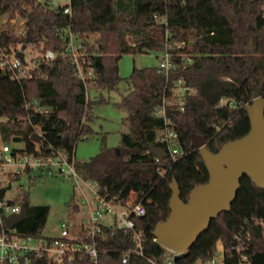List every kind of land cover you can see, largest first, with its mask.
Returning <instances> with one entry per match:
<instances>
[{
  "label": "trees",
  "instance_id": "trees-1",
  "mask_svg": "<svg viewBox=\"0 0 264 264\" xmlns=\"http://www.w3.org/2000/svg\"><path fill=\"white\" fill-rule=\"evenodd\" d=\"M67 7L72 14L65 13ZM4 15L12 19L19 15L24 27L22 35L14 29L2 31L1 51L11 54L25 45L60 54L66 32H72L85 47L95 75L91 84L97 90L118 89L123 81L119 63L125 55L161 53L174 46L170 52L175 68L168 76L158 67L134 68L126 80L128 90L119 105L129 113L125 120L129 130L122 134L118 151L103 147L90 161L77 163L82 177L92 181L100 195L123 204L134 198L144 205L146 214L133 218L137 231L145 235L143 256L135 252L130 233L105 226L96 239L97 262L81 253L63 263L165 264L168 250L153 231L171 213V184L178 183L187 202L196 186L209 181L204 160L192 146V135L205 137L209 150L218 153L251 130L247 106L264 80V0H70L58 7L34 0H0V17ZM155 15H166L168 25L156 23ZM251 38L254 50L249 51ZM39 72L31 80L14 81L0 69L1 142L24 144V150L13 149L15 155L63 153L76 159L78 142L95 134L89 124L93 102L88 89L69 59L43 63ZM179 81L185 88L181 110L174 99ZM165 100L173 103L166 106L169 123L156 114ZM168 128L178 135L180 154L159 159L151 150L165 148L158 137ZM35 134L40 135L39 142L33 140ZM9 204L26 207L24 220L14 227L18 235L55 240L46 232L48 205H32L23 191ZM72 205L74 213L79 212L77 202ZM260 222L264 223V189L244 176L231 211L212 220L190 253L174 264L213 261L219 241L224 244L225 264H237L238 256L229 250L239 235L250 238L251 264H264ZM79 242L91 240L83 235ZM30 259L32 264H57L47 254H32Z\"/></svg>",
  "mask_w": 264,
  "mask_h": 264
},
{
  "label": "built area",
  "instance_id": "built-area-1",
  "mask_svg": "<svg viewBox=\"0 0 264 264\" xmlns=\"http://www.w3.org/2000/svg\"><path fill=\"white\" fill-rule=\"evenodd\" d=\"M36 3L49 4L55 6L53 0H34ZM66 14H72L71 8L65 9ZM156 23L167 26L168 18L166 15H155ZM24 24V23H23ZM22 24V25H23ZM5 29L0 28V35ZM19 35L23 34L22 29L18 32ZM66 42L64 49L60 54L48 49L40 52L39 56L34 59V65L30 67L27 63L24 64L18 57L17 52L11 54L0 50V69L6 71L14 81L31 80L34 78L35 73H39L40 67L43 63H48L55 60L57 57L69 59L73 64L77 73V78L81 80L89 89L92 80L94 79V71L88 62L85 47L72 32H66ZM128 40V38H127ZM129 42V41H128ZM26 60V58H25ZM175 68L173 55L167 46V52L161 59L158 67L159 73L169 75ZM182 81L178 82V87H182ZM185 91V88H182ZM177 95V94H176ZM32 104L37 105L38 102L34 101ZM173 104L170 100H165L161 108L156 111L158 116H163L166 123L170 120L166 116V106ZM184 99L180 97L177 102L179 110L183 109ZM46 110L40 109L39 112ZM158 142L165 146V149L172 156L180 154V147L178 144V135L172 129L163 130L158 137ZM0 167L3 168L2 173L7 178L16 177L21 175L27 169L40 168L42 171L47 172L52 176H66L75 180L76 185L82 190V186H86L93 194V199L86 197L77 201V205L81 208L85 207L88 211L81 221V229L77 238L71 236V226L69 220L62 221L60 232L61 238L49 241L46 238H37L32 236L22 237L18 235L15 228L8 229L4 223V217L21 212V204H7L0 200V264H32L30 255L37 254L39 257H48L57 264H63L66 261H71L76 254L86 253L91 257V260L97 262L99 250L97 246V238L102 235L105 226H114L122 229L132 235V239L136 246L138 254L143 256L144 239L145 235L137 231L136 223L133 218H139L146 214V209L142 203H135L134 198L127 203H116L105 196L98 193L96 185L90 184L89 180H85L78 167V161L75 157L63 153H57L49 157L36 156L34 154H17L15 155L12 147L9 144H4L0 148ZM5 167H15V170L7 171ZM93 183V182H92ZM83 191V190H82ZM105 218H110L113 222L109 225L104 223ZM264 227V223L260 222ZM51 235L50 233H48ZM83 235L91 240V243H80ZM248 241L250 238L245 239L243 236H237L236 240L232 243L229 252L238 256L237 264H251L250 255L247 254L249 249ZM164 246V245H163ZM168 256L166 257L165 264H174V257L179 253L169 249ZM53 254H57L53 258ZM125 258L123 263H127ZM214 262V260L212 261Z\"/></svg>",
  "mask_w": 264,
  "mask_h": 264
},
{
  "label": "water",
  "instance_id": "water-1",
  "mask_svg": "<svg viewBox=\"0 0 264 264\" xmlns=\"http://www.w3.org/2000/svg\"><path fill=\"white\" fill-rule=\"evenodd\" d=\"M254 48V40L250 39L248 50ZM22 46L17 57L26 64L25 51ZM264 80L256 91L255 100L247 106L251 120V130L243 138L226 143L218 153H213L207 146V140L201 135H192V146L199 150L209 172V181L196 186L184 202L178 183L171 184L173 192L168 219L159 223L153 231V236L162 245L179 253L175 260L186 257L190 249L197 243L211 225L223 212H230L240 189L241 180L248 176L260 189H264ZM1 123V121H0ZM40 135L35 134L33 140L39 142ZM159 159L166 158L169 153L162 147L151 150ZM119 153V152H118ZM4 190L0 189V200ZM26 214L22 206L19 214L4 217L5 226L14 228L21 223ZM55 239H60L59 231L50 233Z\"/></svg>",
  "mask_w": 264,
  "mask_h": 264
},
{
  "label": "rangeland",
  "instance_id": "rangeland-1",
  "mask_svg": "<svg viewBox=\"0 0 264 264\" xmlns=\"http://www.w3.org/2000/svg\"><path fill=\"white\" fill-rule=\"evenodd\" d=\"M55 6H61L70 3V0H53ZM24 19L18 16L11 18L9 15L0 17L1 29H14L17 33L24 27ZM23 24V25H22ZM131 44L133 41L128 37ZM174 46L172 44L169 50ZM21 49V48H20ZM254 50V48H253ZM167 49L161 53H136L125 55L119 63L120 75L123 81L115 91L97 90L95 85L89 86L88 99L93 102L90 110L91 122L95 134L78 142L76 148V160L81 163L90 161L97 156L103 147L115 150L116 152L122 145V134L129 130L125 123L129 113L127 110L120 107V103L128 90L127 79L132 75L134 68H157L160 65L161 59L166 54ZM40 54V51L35 48H28L25 51L27 63L32 67L34 59ZM185 91L182 87H178L176 91L175 102H178L180 97L184 96ZM0 148L4 145L1 142ZM12 149L24 150L25 146L21 143H13L10 145ZM24 153V152H23ZM1 156V155H0ZM7 171H14L15 167H5ZM3 168L0 167V189L4 190L3 202H13L18 198L21 191L29 197L32 205H48L51 209L48 218L46 230L61 228L62 221L69 220L71 229L79 233L80 222L88 211L85 207H79V212H75L72 205L75 201H80L83 198L92 200L93 194L86 187L82 186V190L76 185V182L71 177L52 176L40 168H34L30 172H23L19 180L7 178L2 173ZM90 184L95 185L90 182ZM71 205V206H70ZM73 217L71 218L72 214ZM113 221L110 218H105L106 225ZM56 258L57 254L52 255ZM214 262H204L198 260L195 264H225L224 262V244L219 241L216 252L213 256Z\"/></svg>",
  "mask_w": 264,
  "mask_h": 264
},
{
  "label": "crops",
  "instance_id": "crops-1",
  "mask_svg": "<svg viewBox=\"0 0 264 264\" xmlns=\"http://www.w3.org/2000/svg\"><path fill=\"white\" fill-rule=\"evenodd\" d=\"M90 85H91V84H90ZM88 94H89V89H88ZM81 221H82V220H81ZM81 221H79V222H80V228H79V229H81ZM53 231H58V230H56V229H49V230H46L47 233H51V232H53ZM79 233H80V230H79ZM79 233L76 234V232H74L73 228L71 229V236H72V238H77V237L79 236Z\"/></svg>",
  "mask_w": 264,
  "mask_h": 264
}]
</instances>
